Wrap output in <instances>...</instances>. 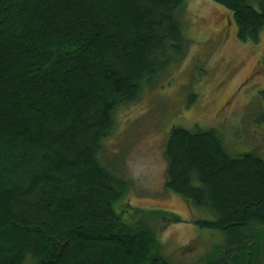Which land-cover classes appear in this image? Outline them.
Returning <instances> with one entry per match:
<instances>
[{
	"label": "trees",
	"instance_id": "obj_1",
	"mask_svg": "<svg viewBox=\"0 0 264 264\" xmlns=\"http://www.w3.org/2000/svg\"><path fill=\"white\" fill-rule=\"evenodd\" d=\"M215 1L258 40L264 0ZM182 2L0 0V264H180L123 219L154 209L124 208L98 151L115 109L185 58ZM170 129L166 188L214 214L194 222L218 236L183 264H264V144L235 154L215 127Z\"/></svg>",
	"mask_w": 264,
	"mask_h": 264
},
{
	"label": "rangeland",
	"instance_id": "obj_2",
	"mask_svg": "<svg viewBox=\"0 0 264 264\" xmlns=\"http://www.w3.org/2000/svg\"><path fill=\"white\" fill-rule=\"evenodd\" d=\"M175 12L189 40L185 58L169 64L153 85L115 109L98 154L127 184L124 208L154 209L149 216L123 214V219L151 229L162 252L183 264L200 258L218 236L194 222L214 214L166 188L167 134L172 125L212 126L231 153L262 150L264 26L258 40L239 38L232 12L215 0H183ZM160 209L173 211L181 221L163 224Z\"/></svg>",
	"mask_w": 264,
	"mask_h": 264
}]
</instances>
